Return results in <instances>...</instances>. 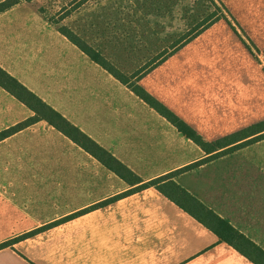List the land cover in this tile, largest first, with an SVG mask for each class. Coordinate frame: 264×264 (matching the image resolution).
I'll use <instances>...</instances> for the list:
<instances>
[{
  "label": "crops",
  "instance_id": "0c3cea01",
  "mask_svg": "<svg viewBox=\"0 0 264 264\" xmlns=\"http://www.w3.org/2000/svg\"><path fill=\"white\" fill-rule=\"evenodd\" d=\"M221 2L255 55L220 20L139 82L210 142L264 120V0ZM25 5L0 15V66L144 181L179 172L264 250V140L193 166L210 155ZM11 97L0 132L34 114ZM38 124L0 142V264H255L155 188L68 219L133 187L49 124L68 152L25 141Z\"/></svg>",
  "mask_w": 264,
  "mask_h": 264
},
{
  "label": "trees",
  "instance_id": "16d2710c",
  "mask_svg": "<svg viewBox=\"0 0 264 264\" xmlns=\"http://www.w3.org/2000/svg\"><path fill=\"white\" fill-rule=\"evenodd\" d=\"M88 0H75L70 4V8H64L59 15L61 19L71 15L75 10L79 9ZM27 2L32 3L33 0H5L0 3V15L10 11L17 5ZM223 5V4H222ZM224 6V5H223ZM225 7V6H224ZM226 11L228 9L225 7ZM66 11V12H65ZM40 14L46 16L47 13L44 8L40 9ZM65 12V13H64ZM230 18L227 16H219L215 20L211 21L208 25L202 26L199 30L186 35L177 45V48L163 57L162 59H156L149 66L144 69H140L132 75H126L120 71L115 65H113L101 52L88 44L84 39L77 35L74 31L70 30L66 26H61L58 31L65 36L71 43L77 46L83 53H85L92 61L100 65L111 75H113L122 84L128 87L134 94H136L142 101L148 104L152 109L156 110L160 115L166 118L170 123H172L186 138L192 140L196 143L206 154L210 155L208 158L203 159L193 166L203 165L211 160L225 156L233 151L247 147L251 144L257 143L264 140V120L250 125L242 130L235 133L224 136L215 141L205 140L196 130L184 122L180 117H178L174 112H172L168 107L156 99L152 94L140 86V80L151 72L153 69L158 67L169 57L178 52L182 47L188 44L190 41L199 36L203 31L208 29L215 22L224 20L234 32L241 39L243 44L247 49L255 55L254 48L255 45L246 36L243 29L237 23L235 18L229 12ZM215 17V16H214ZM48 22H54L55 16H46ZM60 22V20H59ZM0 87L7 91L9 94L14 96L17 100L28 107L34 116L30 117L14 126L4 129L0 132V142L8 139L9 137L30 128L31 126L45 121L49 125L53 126L57 131L62 133L64 136L72 140L79 147L97 159L102 165L107 169L115 173L122 180L128 183L133 188L125 193L112 197L105 200L99 204H96L90 208H87L81 212L74 214L76 217L92 210L105 207L121 198L127 197L136 192L148 188H155L165 197L170 199L172 202L177 204L185 212L193 216L196 220L202 223L206 228L214 232L220 242H225L240 252L242 255L246 256L255 264H264V250L260 248L257 244L247 238L245 235L240 233L236 228H234L226 220L222 219L211 209L202 204L198 199L192 196L187 190L182 188L177 184L173 178L179 173H172L160 178L144 181L139 175H137L128 166L123 164L118 160L112 153L99 145L91 137L85 134L80 128L72 124L63 114L54 109L38 95L28 89L23 83H21L17 78L8 73L5 69L0 66ZM185 168L183 171H185ZM66 219L60 220L37 231H42L53 225L61 223ZM34 233V232H33ZM33 233H30L33 234ZM12 243L8 242L0 246L7 247Z\"/></svg>",
  "mask_w": 264,
  "mask_h": 264
},
{
  "label": "rangeland",
  "instance_id": "374dc122",
  "mask_svg": "<svg viewBox=\"0 0 264 264\" xmlns=\"http://www.w3.org/2000/svg\"><path fill=\"white\" fill-rule=\"evenodd\" d=\"M74 1L33 0L24 4L26 11L31 12L40 13V9L44 8L47 17L55 16L54 22H49L51 28L58 30L61 26L68 27L126 75H132L156 59H162L174 51L186 35L208 25L217 17L230 18V11H226L221 0H88L71 15L61 19L60 12L70 8ZM42 16L48 21L46 16ZM7 98L9 104L2 107V99ZM11 100V95L0 88V109L11 110ZM34 130L35 139L32 136L23 139L40 142L42 151L46 152L49 149L44 147L49 142H55L56 148L52 151L57 156L60 152H68L67 146L62 144L68 139L51 129L47 122H39ZM32 151L33 148L28 145L23 154L27 156Z\"/></svg>",
  "mask_w": 264,
  "mask_h": 264
}]
</instances>
